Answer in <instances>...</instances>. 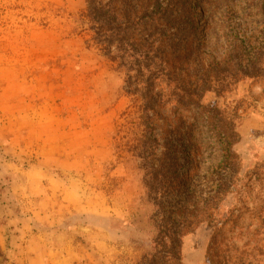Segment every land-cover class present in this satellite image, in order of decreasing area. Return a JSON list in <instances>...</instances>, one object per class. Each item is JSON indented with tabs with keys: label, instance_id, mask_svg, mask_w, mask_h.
Returning a JSON list of instances; mask_svg holds the SVG:
<instances>
[{
	"label": "rangeland",
	"instance_id": "rangeland-1",
	"mask_svg": "<svg viewBox=\"0 0 264 264\" xmlns=\"http://www.w3.org/2000/svg\"><path fill=\"white\" fill-rule=\"evenodd\" d=\"M86 1L0 0V264H264L261 0H158L199 106L157 107L147 138Z\"/></svg>",
	"mask_w": 264,
	"mask_h": 264
},
{
	"label": "trees",
	"instance_id": "trees-1",
	"mask_svg": "<svg viewBox=\"0 0 264 264\" xmlns=\"http://www.w3.org/2000/svg\"><path fill=\"white\" fill-rule=\"evenodd\" d=\"M118 1L121 2V7L117 5ZM145 1L148 5L143 4L141 0H108L107 2L87 0L86 18L94 34L92 41L104 58L125 70L126 92L141 101V105L136 108V113L140 120L139 125L145 130L144 136L147 138L153 133L151 132L154 128L153 117L157 107L168 104L182 109L191 105L199 106L197 103L199 95L192 90L190 85H186L187 82L183 79L177 77L174 79L166 71L168 57L161 50L163 37L162 33L157 30V28L163 31L168 29L160 25L166 13L158 11V0ZM261 3L264 7V0H261ZM188 31L187 37H184L186 41L196 36L197 29L192 24ZM198 32L200 35L205 33L203 23L198 27ZM256 55L257 59H264V51ZM247 64L255 66V62ZM221 65H225V62L215 64L213 70L216 73H221L223 70ZM252 70L250 71L249 65H245V73H251ZM130 73H134V75L131 76ZM157 86L159 90L154 92V88ZM151 111L152 115L149 113ZM220 136L223 137L220 141L222 159L217 170L229 173L234 170V153L231 150V142L227 138V134L220 131ZM183 150L186 151V149ZM188 166L189 160L186 155L185 169H188ZM178 237L177 233L174 234L175 243L178 242ZM164 239L163 235L158 236L154 246L161 249ZM172 259L177 262L176 264H180L177 252Z\"/></svg>",
	"mask_w": 264,
	"mask_h": 264
},
{
	"label": "bare ground",
	"instance_id": "bare-ground-1",
	"mask_svg": "<svg viewBox=\"0 0 264 264\" xmlns=\"http://www.w3.org/2000/svg\"><path fill=\"white\" fill-rule=\"evenodd\" d=\"M183 163H185V162H183Z\"/></svg>",
	"mask_w": 264,
	"mask_h": 264
}]
</instances>
